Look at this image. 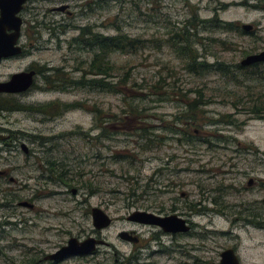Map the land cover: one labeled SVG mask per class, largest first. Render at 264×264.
<instances>
[{"label": "rangeland", "instance_id": "obj_1", "mask_svg": "<svg viewBox=\"0 0 264 264\" xmlns=\"http://www.w3.org/2000/svg\"><path fill=\"white\" fill-rule=\"evenodd\" d=\"M102 18L105 36L145 41L144 49L110 57L116 70L105 80L119 84L129 70L125 90H48L38 75L27 95L0 94L8 106L21 108L0 110V137L9 135L16 144L8 148L0 139V172H6L0 175V264H51L42 259L70 238L88 237L106 244L55 264H208L234 247L242 264H264V229L245 218L253 210L264 219V69L189 73L179 57L184 43L170 39L187 32L197 61L240 65L264 49V0H132L106 8ZM214 20L235 23L239 31L217 29ZM242 24L254 30L244 32ZM50 33L46 28L20 37L19 46L29 53L0 62V83L34 63L38 70L48 68L41 70L47 76L49 68L71 73L75 60L91 56L69 47L78 30ZM132 82L138 93L130 91ZM55 101L83 107L60 116L36 111ZM65 170L63 180L77 189L75 195L50 179ZM250 178L258 180L255 187H247ZM251 204L260 205V212ZM92 208L107 214L110 226L96 230ZM135 211L175 214L193 227L172 240L129 222ZM123 231L134 232L140 245L122 240ZM171 242L180 249L167 258L163 251Z\"/></svg>", "mask_w": 264, "mask_h": 264}, {"label": "trees", "instance_id": "obj_2", "mask_svg": "<svg viewBox=\"0 0 264 264\" xmlns=\"http://www.w3.org/2000/svg\"><path fill=\"white\" fill-rule=\"evenodd\" d=\"M213 24L215 28L224 30L225 32L239 31V28L235 23H224L214 20ZM188 37L189 35L187 32H185L184 34L180 32L175 33V35L173 37H170V39L174 41L175 44L178 42L184 43V45H182L180 48L181 54H179V57L182 61H185L184 69L189 73L201 75L219 73L220 75H229L234 74L232 68H235L238 71H242L243 69L247 68L259 67H262L264 69V64H254L245 68L241 67L239 64L230 66L229 64L223 62L209 64L206 60H204L205 57H201L202 61L199 62L197 61L199 56L196 51L192 48H189V45L187 46V43L189 41ZM222 45L225 44L222 43ZM72 46H74L76 50L87 51L91 54V56L88 59L79 58V60H75L70 71L71 73H68L62 70V68L58 67L50 69L51 76H47L42 73L44 69H37V75L42 76L44 85L48 90L65 92L71 88H79L88 89L90 91H104L107 93H115L116 91H120L121 89L125 90L131 81V74L129 70L126 71L119 84L108 82V80H105L110 79L113 76V72L116 70V67L114 68L111 63L110 57L115 53L130 54L133 50L144 49L145 41L139 38H132L125 34H118L116 36H98L82 32L79 34L78 38L69 43V47L71 48ZM72 73H80V75L77 77H72L70 76ZM133 86H136L134 82H132V88L130 89V91L133 93H138L137 89L140 90L141 88H133ZM8 104L9 103L0 100V110H21V108L18 106H8ZM76 107L83 106L82 104L77 102L62 105V103H60L59 101H55L50 105L38 107L36 111L44 115L60 116L69 109ZM47 164L53 165L51 164V161L47 162ZM50 173L54 175L53 171ZM65 173H67L66 170L63 173L54 176L56 180L53 179V176L50 179L51 181L66 183L63 180L64 178H66ZM66 184L68 187L72 186L70 183ZM83 185L86 186L85 183ZM261 216L262 215L260 214H248L247 216H245V218L247 223L252 224L254 225V227H257L259 229H264V219H261Z\"/></svg>", "mask_w": 264, "mask_h": 264}, {"label": "water", "instance_id": "obj_3", "mask_svg": "<svg viewBox=\"0 0 264 264\" xmlns=\"http://www.w3.org/2000/svg\"><path fill=\"white\" fill-rule=\"evenodd\" d=\"M27 1L28 0H0V62L21 53L19 39L22 21L19 17V13ZM63 9L64 8H59V10ZM241 30L244 32H251L254 30V27L250 24H242ZM254 64H264V49L259 53L248 55L240 61L241 67H249ZM34 76V71L19 72L11 75L8 81L0 83V94H21L26 92L32 86ZM0 139H3V137H0ZM21 146L23 152L27 153L26 146L24 144ZM0 175H5V172H0ZM9 181L14 182V179L10 177ZM19 206L33 209V205L27 202H20ZM91 218L93 227L96 230L107 228L112 222L111 218L99 208L91 209ZM127 220L140 225L158 227L164 233H184L189 230L185 220L175 214L160 216L151 212L135 211L127 217ZM119 237L128 242H138V238L132 236L129 232H120ZM105 244L104 241L93 237H88L83 241L70 238L66 242V245L46 255L43 260L59 262L70 256L88 255L93 253L99 246ZM217 264L240 263L234 251L229 248L219 254V261Z\"/></svg>", "mask_w": 264, "mask_h": 264}, {"label": "flooded vegetation", "instance_id": "obj_4", "mask_svg": "<svg viewBox=\"0 0 264 264\" xmlns=\"http://www.w3.org/2000/svg\"><path fill=\"white\" fill-rule=\"evenodd\" d=\"M131 1L132 0H28L23 5V7L19 13V17L21 18V21H22L20 37L25 38L26 35L36 36L40 29H46V28L48 29V31H51L50 35H53L55 30H58L59 28H64V27H66L68 29H72V30H78V35L76 38H78L79 34L82 32H85L87 34L89 33V34H93V35H98V36L103 35L104 36V34H102L100 32V29L104 28V26H105L104 18H102V17L104 16V14L106 12V8L111 7V6L116 7L118 5L121 6V5L126 4L127 2L130 3ZM41 3L42 4L50 3V4H52L53 7H51L50 9L48 8V10L41 11V9H40ZM59 8H64V9L59 10ZM50 15H59L61 18L54 20L53 18H49ZM38 18H40L41 20H39ZM35 21H37V22H35ZM26 38L23 40H27ZM28 45L32 49V44L29 43ZM20 47H21V53L17 56H14V57H11L8 59H12V58H15V57H18L21 55H26V53H29V51L24 49L25 46L21 45ZM5 60H7V59H5ZM5 60H3V61H5ZM36 65L39 66L37 63L29 64L27 71H26V72H29V71L35 72V76L33 77V84H34L35 77L38 76L37 72H36V69H37ZM42 69H48V68H42ZM50 69H52V68H49V70ZM32 86L24 93L7 94V95H9L8 97H10V98L11 97H14V98L21 97L22 95H25V94L27 95V94H29L28 92H30V90H32L31 89ZM13 140L14 139H12L9 135H6L5 138L2 139V144L5 147L12 148V147L16 146V144L14 143L15 141H13ZM19 147L22 149L21 145ZM27 153H28V150H27ZM27 153H25V154H27ZM59 183H61V185H63L64 187L68 188L66 183H63V182H59ZM257 183H258V180L250 178V179H248L246 185L248 188H251V187H255ZM73 190H74V192H73ZM67 192L68 191L66 189V193ZM69 192L71 194L75 195L77 192V189L71 188ZM204 201H206V199H204ZM213 203H215V202H213ZM260 203L262 205H264V197ZM256 204H258V203H256ZM251 205H252L251 206L252 209L255 210V208H256V210L258 212H260V209L262 208L260 205H255V204H251ZM194 207L195 206H193L192 204L190 205L191 209H193ZM203 210L204 209H202V211ZM205 211L211 212V211H208L207 209H205ZM205 211H203V212H205ZM247 212L249 214H254L253 210H248ZM157 215L168 216V215H161V214H157ZM182 219L185 220L186 224L189 227V230L187 232H184V233L169 234V233H164L158 227L148 226V225H143V226L156 228V229L160 230V232H158L159 234L163 233L164 235L170 237V239L174 240L176 235H178V236L187 235L192 230L193 223L190 222L188 219H185V218H182ZM252 226L254 227V225H252ZM255 228H257V227H255ZM257 229H259V228H257ZM131 234L138 238V242L134 243V244L140 245L141 239L138 236H136L134 232H131ZM157 240H159V238H157ZM179 249L180 248L178 245H175L173 242H171L170 244L166 245L163 252L167 256V258H171V256H173L175 254V252H177ZM231 249L234 251L239 263H241L238 255H237L236 248L234 247ZM43 261L45 263H51V264L58 263V262L52 263V261H45V260H43ZM202 263H206V262H203V261L199 262L198 259H195V264H202ZM209 263L210 264H217L218 262H211L210 261V262H208V264Z\"/></svg>", "mask_w": 264, "mask_h": 264}, {"label": "bare ground", "instance_id": "obj_5", "mask_svg": "<svg viewBox=\"0 0 264 264\" xmlns=\"http://www.w3.org/2000/svg\"><path fill=\"white\" fill-rule=\"evenodd\" d=\"M58 28V27H57ZM60 29V28H59ZM169 234H171V233H169ZM53 263V262H52ZM241 264V263H240Z\"/></svg>", "mask_w": 264, "mask_h": 264}]
</instances>
